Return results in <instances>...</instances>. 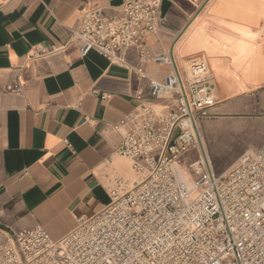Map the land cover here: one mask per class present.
I'll return each instance as SVG.
<instances>
[{"label":"crops","instance_id":"obj_1","mask_svg":"<svg viewBox=\"0 0 264 264\" xmlns=\"http://www.w3.org/2000/svg\"><path fill=\"white\" fill-rule=\"evenodd\" d=\"M125 1L0 0V244L34 227L64 237L109 202L113 175L133 176L113 125L137 96L149 100L150 78L205 62L216 102L200 118L204 150L183 161L204 155L214 172L225 152L207 145L219 135L206 129L246 119L264 103V0H162V22L146 45L170 64L144 62L134 49L124 66L95 50L81 54L70 40L81 7L115 14Z\"/></svg>","mask_w":264,"mask_h":264},{"label":"built area","instance_id":"obj_2","mask_svg":"<svg viewBox=\"0 0 264 264\" xmlns=\"http://www.w3.org/2000/svg\"><path fill=\"white\" fill-rule=\"evenodd\" d=\"M161 4L126 0L115 14L84 5L70 40L81 54L95 50L122 66L130 49L144 62L170 64L146 45L162 22ZM149 80V100L137 96L113 125L133 176L113 175L109 202L60 239L40 227L6 237L0 264H264V144L223 174L204 155L184 163L203 150L200 118L216 102L207 66L192 60L186 74Z\"/></svg>","mask_w":264,"mask_h":264},{"label":"rangeland","instance_id":"obj_3","mask_svg":"<svg viewBox=\"0 0 264 264\" xmlns=\"http://www.w3.org/2000/svg\"><path fill=\"white\" fill-rule=\"evenodd\" d=\"M245 117L248 118L235 119V120L229 119L223 122H219V121L214 122L211 125V127L206 130L207 135L208 132L219 135L215 138H207V139L205 138L207 145L209 144V146L212 148L215 147L217 152H225L221 156H217V159L213 161L216 174H219V172L222 173L223 171H226L230 166H232L236 162L238 157L243 152L248 150H253L254 148L263 144L264 103L254 113L246 115ZM232 128H242V129L232 131ZM224 129L227 130V132ZM234 148L235 149L238 148L241 151L228 164H224L225 163L224 161H227V159H229V156L231 155V151H234Z\"/></svg>","mask_w":264,"mask_h":264},{"label":"bare ground","instance_id":"obj_4","mask_svg":"<svg viewBox=\"0 0 264 264\" xmlns=\"http://www.w3.org/2000/svg\"><path fill=\"white\" fill-rule=\"evenodd\" d=\"M260 48V47H259ZM220 124V123H219ZM221 124H223V123H221ZM223 126V125H222ZM221 128V127H220ZM207 130V129H206ZM225 130V129H224ZM208 131H210V130H208ZM218 131V130H217ZM226 132H227V130H225ZM233 131V130H232ZM224 132V131H223ZM222 132V133H223ZM221 133V132H220ZM234 133H235V131H234ZM204 135V134H203ZM213 135V134H212ZM214 136V135H213ZM235 136V135H234ZM210 137H212V136H210ZM233 139V138H232ZM235 139V138H234ZM231 140V139H230ZM232 141V140H231ZM204 150V149H203ZM202 150V151H203ZM205 153V152H204ZM232 153V152H231ZM229 155V154H228ZM212 160V159H211ZM212 162V161H211ZM212 169H213V167H212ZM225 171H223L222 173H224ZM222 173H220V174H222ZM50 213V212H49Z\"/></svg>","mask_w":264,"mask_h":264}]
</instances>
